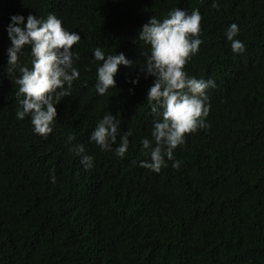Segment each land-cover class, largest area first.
<instances>
[{"label":"trees","instance_id":"trees-1","mask_svg":"<svg viewBox=\"0 0 264 264\" xmlns=\"http://www.w3.org/2000/svg\"><path fill=\"white\" fill-rule=\"evenodd\" d=\"M0 0V264H264V0ZM180 7L201 14L198 52L184 66L212 79L207 128L186 134L159 172L141 139L154 117L146 100L152 77L138 74L148 45L136 39L150 16ZM46 18L78 32L72 46L79 78L57 105L45 138L30 117L17 119L18 71H6L5 26L13 14ZM239 27L234 53L225 31ZM123 51L116 88L96 92L93 49ZM30 49L20 62L31 68ZM132 88L134 91L130 92ZM23 97L21 96L20 99ZM131 129L123 158L101 151L89 136L104 114ZM75 138L68 141L67 137ZM83 144L94 166L69 151ZM119 144V136L113 149ZM54 174L53 183L50 176Z\"/></svg>","mask_w":264,"mask_h":264},{"label":"clouds","instance_id":"clouds-1","mask_svg":"<svg viewBox=\"0 0 264 264\" xmlns=\"http://www.w3.org/2000/svg\"><path fill=\"white\" fill-rule=\"evenodd\" d=\"M212 7L218 8L215 0ZM201 19L198 9L188 13L176 7L170 9L162 20L150 16L138 30L136 39L149 47L147 52L142 53L144 61L138 66V74L128 77L127 82L136 85L139 74L145 78L152 77L146 92L154 117L151 139L143 137L140 141L143 153L150 160H142L140 164L154 172L168 166L165 158L172 161V167L178 168L180 162L174 159V150L185 143L186 134L208 127L205 120L209 113L206 90L214 88L215 82L190 77L184 70L202 43ZM5 31L10 42L5 49L6 71L20 73L14 81L19 86L16 96L22 106L17 110L16 117H30L33 132L46 138L58 116L57 105L62 97L71 94L73 81L80 75L74 67V59L78 57L72 51V46L81 39L80 34L62 27L61 20L51 13L46 18L31 13L26 17L13 14ZM238 33V25L232 23L225 31V38L231 42L234 53H243L244 43L234 39ZM26 48L30 49L31 68L20 62ZM93 59L102 62L96 69L95 89L99 95L116 88L115 77L121 66L131 69L134 64L123 51L110 54L100 47L93 49ZM120 123L116 114H104L97 121L89 141L101 151H114L117 157L123 158L132 131L127 129L121 135ZM118 136L119 144L113 149ZM74 138L71 134L67 137L69 142ZM69 151L79 156L85 170L94 166V157L85 151L83 144L73 145ZM50 179L55 182L54 174Z\"/></svg>","mask_w":264,"mask_h":264}]
</instances>
